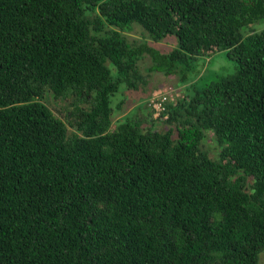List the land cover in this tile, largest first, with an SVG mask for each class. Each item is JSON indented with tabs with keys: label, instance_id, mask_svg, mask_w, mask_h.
<instances>
[{
	"label": "trees",
	"instance_id": "1",
	"mask_svg": "<svg viewBox=\"0 0 264 264\" xmlns=\"http://www.w3.org/2000/svg\"><path fill=\"white\" fill-rule=\"evenodd\" d=\"M262 20L264 0H0V264H258ZM221 51L235 72L198 88ZM151 73L188 85L113 123Z\"/></svg>",
	"mask_w": 264,
	"mask_h": 264
},
{
	"label": "rangeland",
	"instance_id": "2",
	"mask_svg": "<svg viewBox=\"0 0 264 264\" xmlns=\"http://www.w3.org/2000/svg\"><path fill=\"white\" fill-rule=\"evenodd\" d=\"M264 28V20L258 22L257 24L245 28L244 33L248 34L252 31L259 32ZM127 37L130 41L138 40L142 41L147 39L145 32L142 31L140 27L134 25L132 31L127 33ZM153 45L158 51L165 52L172 49L173 45L175 44L173 39H166L161 41L160 43L154 45L150 42V45ZM197 66L200 74L196 75L194 80L199 76L202 79L197 83V87L201 88L202 86L216 81L220 77H225L228 75H232L235 72L236 64L234 61H230L227 59L225 52H217L211 54L207 58H200L194 63V66ZM151 65V61L149 58H145L140 63V71L142 75H147L146 69L149 68ZM188 84H181L179 82L178 76H165L162 73H151L147 78L146 86H141V88L137 91L131 90H124L121 94H119L116 99L114 100L113 106L115 107L118 103L123 101L122 108L120 112H116L113 115L112 121L113 123L120 120V118L127 116V115H140L142 117L146 116L147 111V104L150 103L152 98L154 97V92L158 91L160 88H175L176 92L181 95L185 87ZM47 106L52 110V112L58 116L65 115V112L62 111L66 109L67 103L64 101H59L53 99L51 96L47 97L46 99ZM141 107V108H140ZM140 108V109H139ZM154 116V114H153ZM156 127H165L163 123L157 121ZM203 147L207 150L210 156L215 157L218 152V147L214 142L213 138L210 135L207 136L205 141L203 142ZM258 264H264V252H262L259 256Z\"/></svg>",
	"mask_w": 264,
	"mask_h": 264
},
{
	"label": "built area",
	"instance_id": "3",
	"mask_svg": "<svg viewBox=\"0 0 264 264\" xmlns=\"http://www.w3.org/2000/svg\"><path fill=\"white\" fill-rule=\"evenodd\" d=\"M154 93L155 94L150 101V105L154 111V117H158V115L163 111V104L167 101H173L176 97V92L173 88L165 87Z\"/></svg>",
	"mask_w": 264,
	"mask_h": 264
}]
</instances>
